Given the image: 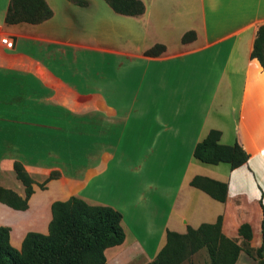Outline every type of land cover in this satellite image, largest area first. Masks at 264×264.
<instances>
[{
  "label": "crops",
  "instance_id": "1",
  "mask_svg": "<svg viewBox=\"0 0 264 264\" xmlns=\"http://www.w3.org/2000/svg\"><path fill=\"white\" fill-rule=\"evenodd\" d=\"M81 1L44 0L48 18L6 23L9 0H0L9 42L0 43V187L24 197L14 162L32 181L24 209L0 202L10 244L46 233L51 202L75 196L120 213L123 241L103 250L105 264H146L167 230L218 216L238 248L233 264H256L264 72L250 51L264 0H140L134 16ZM187 31L194 38L182 42ZM155 44L164 49L145 55ZM210 129L220 144H239L246 161L231 169L194 158ZM194 176L224 182V201L190 185Z\"/></svg>",
  "mask_w": 264,
  "mask_h": 264
},
{
  "label": "trees",
  "instance_id": "2",
  "mask_svg": "<svg viewBox=\"0 0 264 264\" xmlns=\"http://www.w3.org/2000/svg\"><path fill=\"white\" fill-rule=\"evenodd\" d=\"M71 1L83 3L81 0ZM104 1L114 12L122 15H139L144 9L140 0ZM50 15L51 11L44 0H9L4 21L38 23ZM193 38V31H187L181 36V41L187 42ZM163 49V45L155 44L144 54L158 55ZM250 57L258 61L264 72V23L256 29ZM219 136L218 130L210 129L195 144L193 157L207 164L227 163L231 169L243 164L247 154L239 144H220ZM13 171L23 185L24 197L20 198L11 190L0 187V202L24 209L32 192V181L19 162L13 163ZM53 176L49 174L46 180ZM189 183L217 201L225 199L224 182L194 176ZM39 186L42 187L43 183ZM261 210L259 261L256 264H264L263 205ZM238 231L244 238H251L248 224H240ZM8 232V227L0 225V264H105L103 250L120 244L124 236L118 211L105 205L88 204L75 196L52 201L47 232H26L19 248L10 244ZM201 248L206 251L208 264H233L238 254L237 245L221 233L218 216L213 223H201L195 228L187 226L183 233L167 230L163 245L146 264H180Z\"/></svg>",
  "mask_w": 264,
  "mask_h": 264
},
{
  "label": "rangeland",
  "instance_id": "3",
  "mask_svg": "<svg viewBox=\"0 0 264 264\" xmlns=\"http://www.w3.org/2000/svg\"><path fill=\"white\" fill-rule=\"evenodd\" d=\"M99 2L102 1L99 0ZM180 264H208V256L206 254V251L201 248L190 255L188 258L183 260Z\"/></svg>",
  "mask_w": 264,
  "mask_h": 264
},
{
  "label": "built area",
  "instance_id": "4",
  "mask_svg": "<svg viewBox=\"0 0 264 264\" xmlns=\"http://www.w3.org/2000/svg\"><path fill=\"white\" fill-rule=\"evenodd\" d=\"M0 43L3 45H9V42L7 41L5 37L0 38Z\"/></svg>",
  "mask_w": 264,
  "mask_h": 264
}]
</instances>
